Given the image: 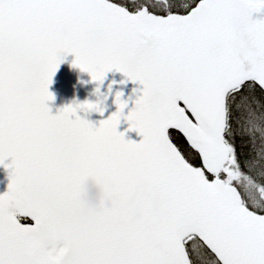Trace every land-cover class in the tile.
Here are the masks:
<instances>
[{
  "label": "snow or ice",
  "instance_id": "6c2138e0",
  "mask_svg": "<svg viewBox=\"0 0 264 264\" xmlns=\"http://www.w3.org/2000/svg\"><path fill=\"white\" fill-rule=\"evenodd\" d=\"M69 54L134 107L52 114ZM0 166V264H264V0H0ZM88 175L111 211L78 203Z\"/></svg>",
  "mask_w": 264,
  "mask_h": 264
},
{
  "label": "water",
  "instance_id": "95a60500",
  "mask_svg": "<svg viewBox=\"0 0 264 264\" xmlns=\"http://www.w3.org/2000/svg\"><path fill=\"white\" fill-rule=\"evenodd\" d=\"M73 60L74 57L71 54L67 55L52 78V83L49 86V91L54 96V99L49 101L52 114H56L57 110L73 104V102L99 103L104 110L103 115L96 111H79L77 113L82 119L98 125L100 120L106 119L117 110L114 103L117 92L122 93L121 100L127 101L128 106L124 110L125 114L134 107V101L140 94L139 90L142 85L128 80L122 73L115 70L106 73L102 83L92 81L87 72H82L79 68L72 66ZM97 88L100 89L99 92L96 91ZM128 129L129 124L122 117L117 130L124 132L126 139L138 141L140 137L137 133ZM9 182V170L0 166V193L7 190ZM137 195L138 192L133 193L129 199L130 205ZM90 196L95 198L96 206L100 210L103 208L105 211H111L113 206L120 202V198L114 193V190L99 181L94 175H88L81 182L78 190V203L83 207L81 202Z\"/></svg>",
  "mask_w": 264,
  "mask_h": 264
},
{
  "label": "clouds",
  "instance_id": "9594fccd",
  "mask_svg": "<svg viewBox=\"0 0 264 264\" xmlns=\"http://www.w3.org/2000/svg\"><path fill=\"white\" fill-rule=\"evenodd\" d=\"M83 205L84 212H92L94 214H98L100 212V209L96 206L95 198L94 197H88L84 201L81 202Z\"/></svg>",
  "mask_w": 264,
  "mask_h": 264
}]
</instances>
